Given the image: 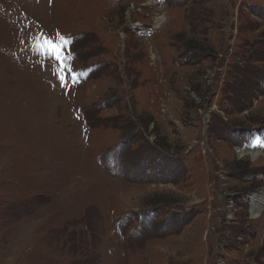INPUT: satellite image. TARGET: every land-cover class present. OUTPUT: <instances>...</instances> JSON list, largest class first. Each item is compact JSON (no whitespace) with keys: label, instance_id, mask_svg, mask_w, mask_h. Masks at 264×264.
Returning a JSON list of instances; mask_svg holds the SVG:
<instances>
[{"label":"rangeland","instance_id":"1","mask_svg":"<svg viewBox=\"0 0 264 264\" xmlns=\"http://www.w3.org/2000/svg\"><path fill=\"white\" fill-rule=\"evenodd\" d=\"M256 189L264 0H0V264H264Z\"/></svg>","mask_w":264,"mask_h":264},{"label":"bare ground","instance_id":"2","mask_svg":"<svg viewBox=\"0 0 264 264\" xmlns=\"http://www.w3.org/2000/svg\"><path fill=\"white\" fill-rule=\"evenodd\" d=\"M162 16L163 17H159L158 24H159V21H163L164 19H166V17L164 15H162ZM262 147L263 146L260 144H257V147L255 145H253L252 148H247V146L246 147L244 146L242 149L240 148L237 153H239L240 156L245 155V154L246 155L249 154L252 157H256V154L258 152H260ZM263 198H264V195L261 191L259 192V190L252 193V196H251L252 201L250 203L252 216H258L259 213L261 212V210L264 206V199Z\"/></svg>","mask_w":264,"mask_h":264},{"label":"snow or ice","instance_id":"3","mask_svg":"<svg viewBox=\"0 0 264 264\" xmlns=\"http://www.w3.org/2000/svg\"><path fill=\"white\" fill-rule=\"evenodd\" d=\"M58 36H59V34H58ZM59 39L62 41V43L57 44L52 38L46 37L45 40H44V44L48 45V48H46L44 50L54 54L55 58L57 60L61 61L62 63H63V61L65 59H73L74 57L71 54H69L67 57H65V56L61 55V51H60L66 44L70 43V38H68V37H59ZM40 47H43V45H41ZM53 49L55 50L54 52H53ZM60 79H61L62 84H63V81H64L65 78L64 77H60Z\"/></svg>","mask_w":264,"mask_h":264},{"label":"flooded vegetation","instance_id":"4","mask_svg":"<svg viewBox=\"0 0 264 264\" xmlns=\"http://www.w3.org/2000/svg\"><path fill=\"white\" fill-rule=\"evenodd\" d=\"M256 190H261V191H262V189H256ZM262 192H263V191H262ZM263 194H264V192H263ZM263 209H264V208H263ZM263 209H262V210H263Z\"/></svg>","mask_w":264,"mask_h":264}]
</instances>
